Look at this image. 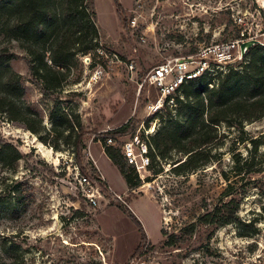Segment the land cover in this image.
<instances>
[{
  "label": "rangeland",
  "instance_id": "374dc122",
  "mask_svg": "<svg viewBox=\"0 0 264 264\" xmlns=\"http://www.w3.org/2000/svg\"><path fill=\"white\" fill-rule=\"evenodd\" d=\"M117 1L118 10L115 0H90L101 47L81 56L75 75L50 95L15 43L16 56L8 65L23 76L20 105L42 119L46 143L0 114V142H11L22 155L15 169L0 170V199L14 196L13 205L18 204L15 214H0V259H9L11 245L28 264H264V117L242 125L234 116V125L222 122L212 132L215 143L206 148L210 162L195 170L175 171L185 156L176 150L165 159L153 158L149 171L138 174L123 159L126 171L140 179L135 188L104 151L108 134L128 122V136L143 127L155 134L164 126L170 111L152 113L148 106L157 93L147 84L140 89L152 67L233 38L240 12L254 13L264 27V0ZM56 99L84 125L80 161L74 146L78 134L68 144L63 125L54 131ZM181 110L171 112L174 118H184ZM81 176L90 184L81 185ZM231 199L238 204L235 222L188 233L199 217ZM125 210L141 221L148 235L144 243ZM250 221L255 233L241 225Z\"/></svg>",
  "mask_w": 264,
  "mask_h": 264
},
{
  "label": "trees",
  "instance_id": "16d2710c",
  "mask_svg": "<svg viewBox=\"0 0 264 264\" xmlns=\"http://www.w3.org/2000/svg\"><path fill=\"white\" fill-rule=\"evenodd\" d=\"M115 1L118 10L120 5ZM15 43L25 51L30 72L41 85L43 93L50 95L62 89L75 75L81 56L101 47L96 11L90 0H0V114L11 121L24 124L26 129L46 143L41 136L42 119H36L34 113L20 105V99L26 92L23 76L8 65L16 56ZM219 78V83L213 87L210 85L213 84L212 79L207 77L193 80L185 86L186 98L180 101L181 112H185L184 118H174L168 112L164 126L150 137V168L153 158L165 159L172 150L185 155L179 164L176 163L175 171L178 174L207 165L211 159L206 156V148L215 143L216 133L212 135V132L216 131L217 126L222 122L234 125L231 119L233 116L239 120L236 122L239 125L264 117V45L252 46L240 68H231L226 73H221L217 80ZM195 88L197 91L193 90ZM202 94H206V97ZM192 95L195 97L194 101H191ZM60 103L56 99L52 106L54 131L58 125H63V133L67 132L63 138L68 144L72 143V136L78 134L74 146L76 158L80 161L81 150L85 147L84 125L78 116L74 117L64 111ZM129 124H124L108 135H125L130 129ZM60 134L63 136L62 132ZM195 135L208 137L203 140L195 137L192 140L191 137ZM252 142L257 148L258 141L254 139ZM104 151L124 175L127 184L131 188L138 187V172L129 165L137 173L134 179L126 171L122 164L125 159L122 151L107 142ZM21 158V152L14 144L0 142V170L15 169ZM125 162L127 164L126 159ZM12 191L11 194H14L16 188ZM14 198L10 196L8 200L0 199V214L17 212L18 204L13 205ZM237 206L235 199H231L216 210L199 217L187 227L188 233H193L199 226L235 222ZM125 212L138 226L144 243L148 235L141 221L132 212ZM241 225L243 228L251 227V232H256L252 221L241 222ZM169 244L175 245L177 241ZM8 254L9 259H0V264H28L23 257L17 255L11 245L8 247Z\"/></svg>",
  "mask_w": 264,
  "mask_h": 264
},
{
  "label": "built area",
  "instance_id": "2783aa9c",
  "mask_svg": "<svg viewBox=\"0 0 264 264\" xmlns=\"http://www.w3.org/2000/svg\"><path fill=\"white\" fill-rule=\"evenodd\" d=\"M254 13H238L234 22L238 26L236 35L225 41L205 43L196 52L185 56L168 58L161 64L152 67L143 77L140 89L146 84L157 93V99L149 104L152 113L170 111L175 113L180 101L185 100L184 88L191 81L207 77L216 81L221 73L231 68H240L246 56L241 54V44L248 40H258L264 45V27L256 22ZM213 87V84H210ZM152 128L143 127L131 135H108V145L122 151L127 164L137 172H147L151 166L150 137ZM81 185L90 184L87 176L79 178ZM91 201L95 202L92 195Z\"/></svg>",
  "mask_w": 264,
  "mask_h": 264
},
{
  "label": "water",
  "instance_id": "95a60500",
  "mask_svg": "<svg viewBox=\"0 0 264 264\" xmlns=\"http://www.w3.org/2000/svg\"><path fill=\"white\" fill-rule=\"evenodd\" d=\"M261 42L258 40H248L245 41L241 44L240 48H241V54L242 56H246V54L248 53L249 49L257 44H260Z\"/></svg>",
  "mask_w": 264,
  "mask_h": 264
},
{
  "label": "crops",
  "instance_id": "0c3cea01",
  "mask_svg": "<svg viewBox=\"0 0 264 264\" xmlns=\"http://www.w3.org/2000/svg\"><path fill=\"white\" fill-rule=\"evenodd\" d=\"M108 157V156H107Z\"/></svg>",
  "mask_w": 264,
  "mask_h": 264
}]
</instances>
